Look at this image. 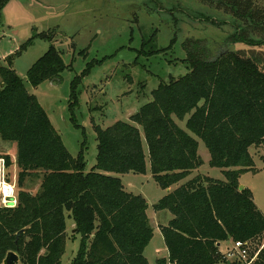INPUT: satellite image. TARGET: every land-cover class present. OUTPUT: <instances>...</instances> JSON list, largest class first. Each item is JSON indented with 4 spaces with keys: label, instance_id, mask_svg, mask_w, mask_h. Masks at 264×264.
Segmentation results:
<instances>
[{
    "label": "trees",
    "instance_id": "obj_1",
    "mask_svg": "<svg viewBox=\"0 0 264 264\" xmlns=\"http://www.w3.org/2000/svg\"><path fill=\"white\" fill-rule=\"evenodd\" d=\"M226 18L203 19L228 23L231 32L214 44L186 38L182 61L187 72L162 81L152 100L126 121L106 128L94 125L97 154L85 168L83 150L76 156L65 147L37 97L25 82L38 86L58 81L71 63L53 43L22 79L13 59L40 38L35 33L0 61V138L16 144L18 204L0 209V264L8 251L21 264H61L66 248V218L72 219L79 245L70 264H148L144 250L152 237L148 203L126 191L118 174H144L146 145L154 182L164 195L155 211L171 216L160 226L167 257L154 264H244L221 252L230 240L264 241V214L252 192L239 188V175L256 171L249 149L264 145V4L259 0H198ZM9 0H0V25ZM151 40L144 41L141 52ZM245 45L244 48L238 44ZM233 46L232 51H229ZM83 53V51H81ZM90 63L70 81L68 109L77 127V90ZM186 114L185 128L178 126ZM199 137L210 153L209 165L223 169L224 179L196 175L183 181L202 160ZM8 162L9 156H6ZM27 179L38 180L35 193L24 190ZM73 228V230H74ZM249 258L254 253L248 251ZM251 264H264V247Z\"/></svg>",
    "mask_w": 264,
    "mask_h": 264
},
{
    "label": "rangeland",
    "instance_id": "obj_2",
    "mask_svg": "<svg viewBox=\"0 0 264 264\" xmlns=\"http://www.w3.org/2000/svg\"><path fill=\"white\" fill-rule=\"evenodd\" d=\"M4 7L0 25V61L19 48L35 33L44 32L51 42L35 38L33 44L13 59V69L21 77L53 43L62 52L63 60L71 63L70 69L60 74L59 80L45 81L38 86L25 82L29 93L37 97L53 127L71 155L83 150L85 168L91 169L97 154L96 132L93 126L108 127L117 120L126 121L144 103L152 100L151 92L170 77L179 78L187 72L182 61L186 38L207 39L217 44L228 33V23L211 24L203 14L213 18H226L215 9L198 0H9ZM264 4V0H259ZM151 40L141 52L144 41ZM244 48L245 45L238 44ZM83 51V53L81 52ZM90 63L88 73L78 86V104L74 107L76 123L68 109L70 81ZM186 114L182 119L173 116L179 127L185 128ZM197 141L202 163L179 185L193 176L202 174L214 179H224L223 169L209 165L210 153L203 141L190 131ZM144 174H118L126 191L140 194L148 203L146 215L152 226V237L144 250L148 264L164 257L166 245L159 223L170 218L169 211H155L153 204L163 191L153 180L147 149ZM16 144L0 138V154H8L16 166ZM256 171L239 175L238 182L247 187L258 209L264 214V145L249 149ZM24 190L35 193L38 180L27 179ZM158 214V215H157ZM165 220V221H164ZM165 222V223H164ZM66 248L61 264H70L79 245V235L73 233L74 223L66 218ZM264 247L257 239L249 243L250 252ZM229 243H222L220 250L226 254ZM232 259V258H231ZM17 264H21L18 262Z\"/></svg>",
    "mask_w": 264,
    "mask_h": 264
},
{
    "label": "built area",
    "instance_id": "obj_3",
    "mask_svg": "<svg viewBox=\"0 0 264 264\" xmlns=\"http://www.w3.org/2000/svg\"><path fill=\"white\" fill-rule=\"evenodd\" d=\"M6 156L8 154H0V209L15 208L18 204V173L12 160L10 159L8 162ZM248 251L249 242L237 240L227 249L225 255L229 259L239 257L244 264H251L255 260L258 251L251 258H249Z\"/></svg>",
    "mask_w": 264,
    "mask_h": 264
},
{
    "label": "water",
    "instance_id": "obj_4",
    "mask_svg": "<svg viewBox=\"0 0 264 264\" xmlns=\"http://www.w3.org/2000/svg\"><path fill=\"white\" fill-rule=\"evenodd\" d=\"M233 46L230 47L229 51H232ZM22 79L27 80L25 77ZM240 189L243 188L242 185L239 186ZM75 231V228L73 232ZM19 262L18 256L15 252L13 251H8L5 257L3 258V264H17Z\"/></svg>",
    "mask_w": 264,
    "mask_h": 264
},
{
    "label": "crops",
    "instance_id": "obj_5",
    "mask_svg": "<svg viewBox=\"0 0 264 264\" xmlns=\"http://www.w3.org/2000/svg\"><path fill=\"white\" fill-rule=\"evenodd\" d=\"M10 2V1H9ZM174 188V186H172V187H170V188H168L167 190H171V189H173ZM167 190H164L165 192L167 191ZM158 212H160V211H158ZM158 215V214H157ZM165 221V220H164ZM168 221V220H167ZM165 223V222H164ZM166 224V223H165ZM162 225H164V224H162V223H159L158 224V227L160 228V226H162ZM222 243H229V247H231V245H232V241H230V240H227V241H222L221 243H220V245H219V247H221V244ZM165 257H167V249H166V252H165V255H164V258Z\"/></svg>",
    "mask_w": 264,
    "mask_h": 264
}]
</instances>
